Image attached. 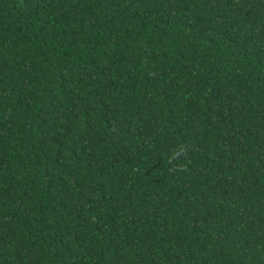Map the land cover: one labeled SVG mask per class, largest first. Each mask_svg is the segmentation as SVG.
Returning <instances> with one entry per match:
<instances>
[{
	"label": "trees",
	"instance_id": "trees-1",
	"mask_svg": "<svg viewBox=\"0 0 264 264\" xmlns=\"http://www.w3.org/2000/svg\"><path fill=\"white\" fill-rule=\"evenodd\" d=\"M0 264H264V0H0Z\"/></svg>",
	"mask_w": 264,
	"mask_h": 264
}]
</instances>
